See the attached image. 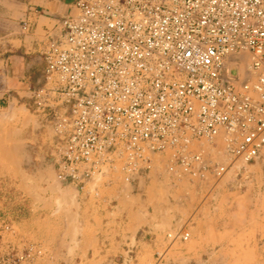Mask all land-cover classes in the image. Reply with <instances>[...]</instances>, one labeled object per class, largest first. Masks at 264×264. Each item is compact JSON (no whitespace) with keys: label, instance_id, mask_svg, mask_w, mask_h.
Masks as SVG:
<instances>
[{"label":"built area","instance_id":"obj_1","mask_svg":"<svg viewBox=\"0 0 264 264\" xmlns=\"http://www.w3.org/2000/svg\"><path fill=\"white\" fill-rule=\"evenodd\" d=\"M53 30L27 101L52 125L59 184L111 203L153 170L220 180L264 148V0H73Z\"/></svg>","mask_w":264,"mask_h":264},{"label":"rangeland","instance_id":"obj_2","mask_svg":"<svg viewBox=\"0 0 264 264\" xmlns=\"http://www.w3.org/2000/svg\"><path fill=\"white\" fill-rule=\"evenodd\" d=\"M27 98L0 105L5 264H264V148L220 180L173 184L153 170L103 203L55 180L52 125ZM181 230L187 241L168 239Z\"/></svg>","mask_w":264,"mask_h":264},{"label":"crops","instance_id":"obj_3","mask_svg":"<svg viewBox=\"0 0 264 264\" xmlns=\"http://www.w3.org/2000/svg\"><path fill=\"white\" fill-rule=\"evenodd\" d=\"M72 2L0 0V99L5 101L0 100V105H10L42 84L47 36L55 19L64 16ZM24 23L29 30H23Z\"/></svg>","mask_w":264,"mask_h":264}]
</instances>
